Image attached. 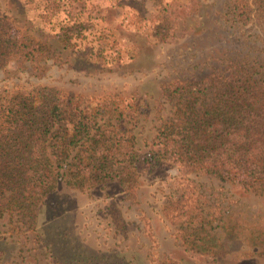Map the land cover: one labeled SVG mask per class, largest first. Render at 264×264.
<instances>
[{"label": "rangeland", "instance_id": "rangeland-1", "mask_svg": "<svg viewBox=\"0 0 264 264\" xmlns=\"http://www.w3.org/2000/svg\"><path fill=\"white\" fill-rule=\"evenodd\" d=\"M55 1L56 9L75 6V23L44 0H0L10 38L27 35L57 53L0 60V96L57 101L89 117L91 140L82 146L106 148L108 166L125 183L91 182L89 150L68 157L67 174L30 202L31 229L12 220L14 211L0 215V249L22 245L7 264H210L212 257L264 264V190L175 164L124 168L115 160L131 148L145 151L184 104L192 101L198 113L212 105L214 85L243 78L249 65L264 83V21L255 0ZM70 28L75 35L64 44ZM200 83L203 91L187 96ZM176 205L202 213L203 222L185 221Z\"/></svg>", "mask_w": 264, "mask_h": 264}, {"label": "trees", "instance_id": "trees-1", "mask_svg": "<svg viewBox=\"0 0 264 264\" xmlns=\"http://www.w3.org/2000/svg\"><path fill=\"white\" fill-rule=\"evenodd\" d=\"M73 1L67 0L68 5ZM55 2L44 0V7L51 13L62 11L66 19L75 23V6L56 9ZM255 8L264 21V0H255ZM7 27V22L0 18V60L10 55L31 62L57 57L54 48L27 35L10 38L6 33ZM72 33L70 28L64 34V44L75 35ZM248 69L243 72V78L231 76L219 87L214 85L217 88L214 102L199 113L192 101L189 105L184 104V109L152 136L145 151L136 152L131 148L126 155L115 160L124 168L129 166L128 163L133 166L134 162L145 163L150 169L175 164L180 172L204 174L223 181L239 178L244 187L255 186V189L263 191L264 83L261 84L260 79L254 76L250 65ZM193 86V89H188L187 96L194 91H203L202 83ZM90 120L84 114L68 111L65 104L57 101L28 100L18 95L4 99V95L0 96V215L4 211H14L12 220L31 229L34 213L29 208L30 202L38 199L36 194L50 191L57 176H65L70 170L71 160L82 151L86 153L89 150L91 154L88 156L93 169L87 175L91 182L113 177L124 185L125 180L120 178L119 172L108 166L110 161L106 148L99 151L82 146L91 140ZM72 150L74 152L70 156ZM192 183V189L196 190V182L193 180ZM174 209L189 223L194 221L200 225L203 222V214H198L194 208L189 210L197 213L195 218L191 217V211H179L177 205ZM10 244V247L4 244L0 249L2 259L4 253H13L15 246L22 247L21 244ZM218 250L221 253L225 251L219 244ZM209 262L221 264L217 257H212ZM104 264H117V261Z\"/></svg>", "mask_w": 264, "mask_h": 264}, {"label": "crops", "instance_id": "crops-1", "mask_svg": "<svg viewBox=\"0 0 264 264\" xmlns=\"http://www.w3.org/2000/svg\"><path fill=\"white\" fill-rule=\"evenodd\" d=\"M13 253L9 251L7 253H4V264H7L8 259H11Z\"/></svg>", "mask_w": 264, "mask_h": 264}]
</instances>
